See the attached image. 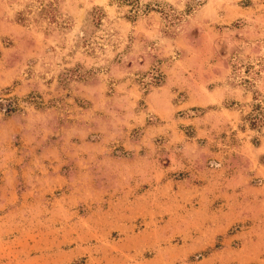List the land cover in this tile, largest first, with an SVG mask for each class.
<instances>
[{"label":"rangeland","instance_id":"374dc122","mask_svg":"<svg viewBox=\"0 0 264 264\" xmlns=\"http://www.w3.org/2000/svg\"><path fill=\"white\" fill-rule=\"evenodd\" d=\"M130 3L0 0V264H264V0Z\"/></svg>","mask_w":264,"mask_h":264},{"label":"trees","instance_id":"16d2710c","mask_svg":"<svg viewBox=\"0 0 264 264\" xmlns=\"http://www.w3.org/2000/svg\"><path fill=\"white\" fill-rule=\"evenodd\" d=\"M125 1H128V2H131L130 4L131 5H133V6H136V4H137V0H125ZM260 118V117H259ZM257 116H253L252 118H251V125H255L256 124V122H259L260 121V119H259Z\"/></svg>","mask_w":264,"mask_h":264}]
</instances>
